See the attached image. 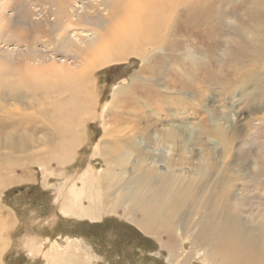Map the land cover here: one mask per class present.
I'll use <instances>...</instances> for the list:
<instances>
[{"label":"bare ground","instance_id":"6f19581e","mask_svg":"<svg viewBox=\"0 0 264 264\" xmlns=\"http://www.w3.org/2000/svg\"><path fill=\"white\" fill-rule=\"evenodd\" d=\"M8 1L0 0V3L5 5ZM46 2L40 13L43 18L32 17L26 22V31L32 39L38 34L45 38V49L62 53L63 59L60 63L53 59L48 64V56L40 60L26 58L10 65L7 79L1 81L0 103L17 100L26 106L21 111L29 107L36 110L41 124L36 125L35 119L28 117L32 114L21 122L8 118L1 127H9L10 131L24 129L23 139L12 136L3 143L12 148L21 144L24 152L41 143L49 162L64 165L79 160L77 149L86 147L85 131L81 128L90 121L101 120L104 133L94 145L92 157L104 165L96 170L91 161L79 175L70 177L73 182L60 195L63 196L60 211L65 216L94 222L103 220L107 214H120L143 233L158 237L173 264H184L190 256L184 247L185 239L194 250L203 248L205 264H264V131L254 123L264 122V112L258 116L261 105L254 108L253 116L243 128L238 130L231 122L232 136L226 135L223 140L225 151H230V157H237L236 153L248 143L246 137L252 136L256 140L252 142L258 145V152L251 160L253 164H234L233 173L225 178L219 175L212 181V169L217 165H211L204 154L200 163L191 164L196 165L192 169L202 179L199 185L195 182L198 179L186 174L189 167L182 166L188 165L192 158V143L187 140L188 132L193 137L191 128L181 133L174 126L166 127L163 133L154 132V128L150 131L151 140L133 133L134 140L127 142L122 133L132 123L121 115L126 102L120 94L122 90L117 89L113 100L104 103L100 110L95 74L130 55L146 58L147 52L152 56L151 50L166 52L171 47L170 33L181 13H184L181 20L187 26L185 22L200 13L204 1L195 0L191 4L189 0ZM6 11H2V18L6 17ZM129 89L130 85L126 91ZM116 119L119 121L113 124L112 120L116 123ZM116 128L122 129L114 131ZM131 129L138 130L136 126ZM39 132L42 136L37 138ZM124 143L128 144L121 145ZM145 149L151 154L145 153ZM204 150L202 146L200 152ZM222 179L225 184L219 189ZM252 183L262 187L254 190L255 196L249 189ZM241 192L244 194L240 195ZM57 244L44 252L34 241L30 250L43 253L48 264H86L97 258L73 239L65 247Z\"/></svg>","mask_w":264,"mask_h":264},{"label":"rangeland","instance_id":"374dc122","mask_svg":"<svg viewBox=\"0 0 264 264\" xmlns=\"http://www.w3.org/2000/svg\"><path fill=\"white\" fill-rule=\"evenodd\" d=\"M46 1L0 3V90L1 81L7 79L15 62L26 58L40 60L44 56H48V64L53 59L59 63L63 59L62 53L45 49V38L38 34L32 39L26 31V22L32 17L43 18L40 13ZM194 1L189 0V3ZM202 1L203 8L185 22L187 26L181 20L184 14L181 13L170 33L171 47L168 46L166 52L151 50L152 56L147 52L146 58L130 55L95 74L100 110L104 103L113 100L117 89L122 90L120 94L126 102L125 112L121 115L132 123L131 128L136 126L139 130L127 127V132L122 133L124 141H133V133L151 140L150 131L154 128L156 133H163L170 126L180 133L183 129L188 132V128L194 131L193 137L189 132L187 135V140L192 143V158L188 165L182 166L189 167L186 174L198 179V182L195 180L197 185L202 179L192 169L196 165L191 164L200 163L204 154L211 165H217L212 169V181L219 175L225 178L233 173L235 168L231 167L234 164H253L258 145L252 142L255 140L252 136L246 137L248 143L243 142L246 146L236 153L237 157H230V151H225L223 140L226 135L232 136L231 122L239 130L253 116L254 108L261 105L258 116L264 112V0ZM4 9H7L6 17L2 18ZM31 11L37 14L33 16ZM23 107L26 106L14 99L1 101L0 124L8 118L21 122L26 115L32 114L28 117H33L35 124L40 125L36 110L27 107L21 111ZM118 121L112 120V123ZM254 123L264 131V122L256 120ZM146 125L150 126L145 128ZM87 126L81 128L87 142L85 148L77 149L78 162L58 165L45 158L41 143L25 152L21 151V144L16 148L4 144L3 140L12 136L23 139L24 129L10 131L9 127L3 129L0 125V142L3 144H0V264H48L43 253L35 254L30 250V243L35 241L46 252L54 243L65 247L72 239L97 256L93 263L86 264H173L169 251L158 237L143 233L120 214H107L103 220L93 222L67 217L60 211L63 201L60 195L66 193L65 188L73 182L70 177L79 175L91 161L96 170L104 165L100 159L93 160L92 157L94 145L104 133L101 120L90 121ZM37 135L39 138L42 133ZM217 141L220 144H216ZM202 146L206 149L203 154L200 152ZM144 152L151 154L149 149ZM176 154L177 158L181 157V152ZM224 184L222 179L218 188ZM256 188L262 189L250 184V193ZM186 241H183L184 247L190 256L184 264H205L203 248L194 250V246Z\"/></svg>","mask_w":264,"mask_h":264}]
</instances>
